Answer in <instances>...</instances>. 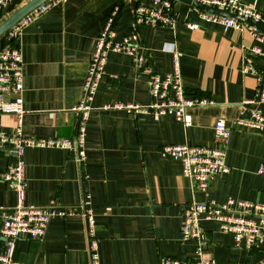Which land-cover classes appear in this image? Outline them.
Instances as JSON below:
<instances>
[{
	"label": "crops",
	"instance_id": "crops-1",
	"mask_svg": "<svg viewBox=\"0 0 264 264\" xmlns=\"http://www.w3.org/2000/svg\"><path fill=\"white\" fill-rule=\"evenodd\" d=\"M29 0H9L0 10V24ZM139 2L149 0H60L25 27L19 43L23 55L25 113L0 114L2 133L33 137L73 138L79 116L73 110L83 98V85L96 40L108 17L119 7L114 40L131 34ZM263 9L264 0H243ZM179 20L174 28L144 23L138 33L141 51L148 56L138 69L133 56L110 51L93 110L86 122L83 159L74 149L57 146L27 147L26 199L30 207L52 211L42 238L18 240L16 259L22 264H91L85 210L96 224L99 264H161L172 256L197 257V242L182 240L185 205L215 199L264 203V133L237 124L243 101L255 98L264 59L255 55L260 44L251 26L225 30L201 17V8L174 0ZM198 24L191 29L187 23ZM260 29V28H259ZM262 32L264 30L260 29ZM3 38H0V47ZM180 53L187 93L207 98L210 105L189 107V126L170 112L151 109L159 103L151 94L152 73L164 77L173 70V55ZM13 99V94H7ZM139 105L146 110L104 109L107 104ZM264 112V103L258 105ZM224 119L232 127L226 148L228 171L217 175L208 193L196 189L184 175L183 162L162 153L165 144L216 146L215 125ZM17 153L0 139V173L16 161ZM17 193L0 179V224L3 213L15 207ZM204 257L209 264H264V243L255 248L237 246L217 221H202Z\"/></svg>",
	"mask_w": 264,
	"mask_h": 264
},
{
	"label": "built area",
	"instance_id": "built-area-1",
	"mask_svg": "<svg viewBox=\"0 0 264 264\" xmlns=\"http://www.w3.org/2000/svg\"><path fill=\"white\" fill-rule=\"evenodd\" d=\"M60 0H46L34 10L21 18L3 36L0 47V114H15L19 121L25 113L22 91L24 89L23 55L19 43L26 26L54 8ZM218 11L230 12L253 20L264 26V6L258 8L256 3L247 4L243 0H191ZM9 0H0L2 10ZM150 3L139 2L134 11L131 22V34L120 41L114 40L116 20L119 7H115L108 17L103 30L97 37L95 51L91 59L86 80L83 85L84 95L80 103L73 110L78 114L77 132L73 138H46L25 135L18 127L15 133L1 134V142L16 150V161L11 163L0 173V179L8 183L17 193V204L14 208L3 213L0 224V264H22L16 259L18 240L22 237L31 239L42 238L46 235L51 220L52 211L42 207H30L25 204V164L24 153L30 146H57L74 149L83 159L85 146L86 122L93 110L91 105L100 81L105 74V66L110 51H118L133 56L134 64L138 69L145 67L148 56L141 51L138 28L144 23L164 25L174 28L179 20L174 11L172 0H149ZM201 17L208 21L220 23L225 30L231 27L238 28L243 22L234 16H227L207 10H199ZM191 29L198 24L188 22ZM254 38L260 43L253 46V53L264 59V32L258 26L252 25ZM166 49L173 55V70L161 77L152 73L150 88L153 97L159 103L153 104L151 109L158 113H173L176 119L185 126L191 123L186 119L185 112L189 107L210 105L214 102L207 98H195L187 93L183 82L180 64V53L175 45L168 44ZM255 98L243 101L242 113H250V117H238L237 124L248 125L264 133V112L258 105L264 103V76L260 75ZM7 94H13L8 99ZM104 109H134L145 108L128 104H107ZM215 134L218 145H194L191 143L165 144L162 153L173 159L183 162L184 175L190 178L196 189L208 193L212 180L228 171L226 163V148L229 144L232 127L224 119H219L215 125ZM257 172L264 176V163H261ZM87 234L91 264H99L98 245L96 238V224L90 209L85 210ZM202 221H217L220 229L233 236L237 246L255 248L264 243V203L228 199L218 202L208 199L201 202H191L184 207L182 221V240L197 242V257L181 260L172 256L161 259V264H209L204 257L205 233L202 230Z\"/></svg>",
	"mask_w": 264,
	"mask_h": 264
},
{
	"label": "water",
	"instance_id": "water-1",
	"mask_svg": "<svg viewBox=\"0 0 264 264\" xmlns=\"http://www.w3.org/2000/svg\"><path fill=\"white\" fill-rule=\"evenodd\" d=\"M45 1L46 0H29L24 6H22L20 9H18L8 19H6L5 21H3L0 24V37L3 36L21 18H23L26 14H28L29 12L34 10L37 6H39L40 4H42ZM180 1L191 3L194 6H197V7L201 8V9H203V10H207V11H210V12H215V13H219V14H223V15H227V16H234V17L238 18L241 21H246L248 23L254 24V25L258 26L260 29L264 30V26L262 24L257 23V22H255L253 20L244 18V17L239 16L237 14H233V13L225 12V11H218L216 9L201 5V4L197 3V2H193L191 0H180ZM15 152H16V150H15Z\"/></svg>",
	"mask_w": 264,
	"mask_h": 264
},
{
	"label": "trees",
	"instance_id": "trees-1",
	"mask_svg": "<svg viewBox=\"0 0 264 264\" xmlns=\"http://www.w3.org/2000/svg\"><path fill=\"white\" fill-rule=\"evenodd\" d=\"M173 2H174V0H172ZM4 36V35H3ZM3 36H1L0 38L2 39L3 38Z\"/></svg>",
	"mask_w": 264,
	"mask_h": 264
}]
</instances>
